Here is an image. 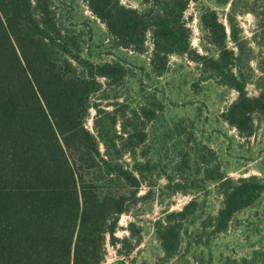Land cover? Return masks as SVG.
<instances>
[{
  "label": "trees",
  "instance_id": "16d2710c",
  "mask_svg": "<svg viewBox=\"0 0 264 264\" xmlns=\"http://www.w3.org/2000/svg\"><path fill=\"white\" fill-rule=\"evenodd\" d=\"M85 1L105 25L113 47L144 51L150 39L148 63L156 73L172 54L198 63L206 60L203 65L217 73L235 70L228 66L235 52L226 44V26L212 8L198 10L206 51L200 54L192 46L188 21L181 18L190 0H141V9L120 0ZM237 1L231 0L226 17L232 30ZM256 5L246 0L239 11L261 19L263 36L264 6L259 12ZM70 13L59 0H0V264H106L107 244L116 248L119 241H128L115 236L120 216L133 212L151 194H140L141 187L159 178L140 114L145 107L130 109L136 119L131 122L125 103L101 102L106 86L117 85L124 76L123 65L92 58L81 31L70 23ZM258 45L264 49V36ZM248 59L246 69L252 72ZM262 71L258 93L249 96L237 84V97L224 114L239 129L253 109L264 107ZM109 105H114L112 110H106ZM91 108L95 113L89 129ZM124 121L137 131L127 129ZM168 177L162 188L176 190L179 184ZM213 179L220 201L208 221L220 232L243 207L251 191L248 184L257 177L218 174ZM195 202L191 199L154 221L166 254L180 244L182 221L194 211ZM197 235V246L207 242ZM137 243L139 239L132 245Z\"/></svg>",
  "mask_w": 264,
  "mask_h": 264
},
{
  "label": "rangeland",
  "instance_id": "374dc122",
  "mask_svg": "<svg viewBox=\"0 0 264 264\" xmlns=\"http://www.w3.org/2000/svg\"><path fill=\"white\" fill-rule=\"evenodd\" d=\"M120 1L134 8L144 7L141 0ZM245 1L235 4L233 30L226 18L231 12V0H190L181 17L191 28L192 46L205 54L198 10L214 9L226 26V44L235 52L228 59V66L235 70L217 73L203 65L206 60L198 63L187 55L172 54L163 71L156 73L148 63L150 39L144 51L113 47L105 25L89 11L85 0H59L62 8L70 10V23L81 31L92 58L114 59L123 65L125 74L117 85L108 87L104 80L107 89L101 102L125 103V117L131 122L136 119L130 109L145 107V113L140 114L149 133L153 172L159 176L151 187L144 184L139 192L151 194L133 212L120 216L115 236L127 237L128 241L117 243L120 252L107 244L106 264H264V107L253 109L241 129L224 118L237 97L236 85L243 84L247 94L255 96L257 78L263 74L264 49L258 45L264 36H260L261 19L250 11H239ZM251 1L259 12L263 9L264 0ZM211 52L216 56L215 49ZM246 57L252 72L246 69ZM113 107L109 105L106 110ZM94 113L91 108L86 121L89 129ZM124 122L127 129L137 131ZM198 148L204 152L196 153ZM218 174L234 179L257 177L248 184L251 191L243 207L220 232L214 231L208 221L209 216H215L220 201L213 179ZM169 175L172 184H179L176 190L162 188ZM191 199L196 200L194 211L182 221L181 242L172 254H166L153 223L166 211L180 210ZM197 234L203 235L201 242H207L197 246ZM137 239L139 243L132 245Z\"/></svg>",
  "mask_w": 264,
  "mask_h": 264
}]
</instances>
